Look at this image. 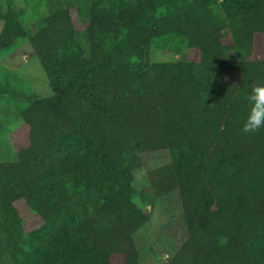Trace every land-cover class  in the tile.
I'll use <instances>...</instances> for the list:
<instances>
[{
	"label": "trees",
	"instance_id": "trees-1",
	"mask_svg": "<svg viewBox=\"0 0 264 264\" xmlns=\"http://www.w3.org/2000/svg\"><path fill=\"white\" fill-rule=\"evenodd\" d=\"M73 8L81 29L62 26ZM21 11L0 3V52L27 36L50 93L20 114L29 145L0 160V264H138L135 198L174 189L189 236L167 264H264V128L242 131L264 86V0H53L32 33ZM161 150L170 163L137 191L141 153ZM18 201L40 220L29 234Z\"/></svg>",
	"mask_w": 264,
	"mask_h": 264
},
{
	"label": "rangeland",
	"instance_id": "rangeland-1",
	"mask_svg": "<svg viewBox=\"0 0 264 264\" xmlns=\"http://www.w3.org/2000/svg\"><path fill=\"white\" fill-rule=\"evenodd\" d=\"M53 0H0L5 12L14 6L22 9L18 21L28 30L45 32L38 25V18L45 14L47 6ZM216 10V9H215ZM72 19L62 25L81 29L71 9ZM4 21L0 22V30ZM61 25L54 28L59 29ZM45 29V30H44ZM222 43L231 44L230 37L225 36ZM231 47V46H230ZM151 60L174 61L176 59L192 60L196 58L194 50L182 49L178 52L152 49ZM252 58H264V35L255 34L253 38ZM241 75L235 74L233 82L239 84ZM50 93L47 78L36 58L28 37L18 38L7 49L0 52V160H12L18 150L29 145V128L20 118L21 112L28 108L33 99ZM171 161L167 150L147 151L141 153V166L134 171L133 184L138 191L151 189V172ZM180 192L174 189L155 200L153 205H145L137 198L135 202L142 211L140 226L132 233V243L138 252V264H167L169 259L188 238L185 220L181 210ZM22 219L25 234L40 226V220L32 209L23 201L16 203ZM111 264H124V254L116 252L111 255Z\"/></svg>",
	"mask_w": 264,
	"mask_h": 264
},
{
	"label": "clouds",
	"instance_id": "clouds-1",
	"mask_svg": "<svg viewBox=\"0 0 264 264\" xmlns=\"http://www.w3.org/2000/svg\"><path fill=\"white\" fill-rule=\"evenodd\" d=\"M250 101L249 111L242 126L244 133H255L264 128V86L254 88Z\"/></svg>",
	"mask_w": 264,
	"mask_h": 264
}]
</instances>
